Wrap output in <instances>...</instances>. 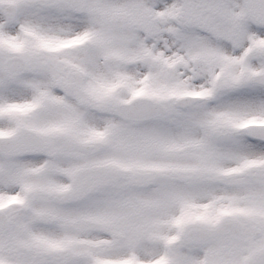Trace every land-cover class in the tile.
<instances>
[{"label":"snow or ice","instance_id":"6c2138e0","mask_svg":"<svg viewBox=\"0 0 264 264\" xmlns=\"http://www.w3.org/2000/svg\"><path fill=\"white\" fill-rule=\"evenodd\" d=\"M0 264H264V0H0Z\"/></svg>","mask_w":264,"mask_h":264}]
</instances>
